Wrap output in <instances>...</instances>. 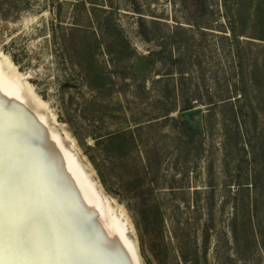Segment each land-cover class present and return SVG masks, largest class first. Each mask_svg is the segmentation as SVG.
Instances as JSON below:
<instances>
[{
  "label": "rangeland",
  "instance_id": "obj_1",
  "mask_svg": "<svg viewBox=\"0 0 264 264\" xmlns=\"http://www.w3.org/2000/svg\"><path fill=\"white\" fill-rule=\"evenodd\" d=\"M0 58L139 264H264V0H0Z\"/></svg>",
  "mask_w": 264,
  "mask_h": 264
},
{
  "label": "bare ground",
  "instance_id": "obj_2",
  "mask_svg": "<svg viewBox=\"0 0 264 264\" xmlns=\"http://www.w3.org/2000/svg\"><path fill=\"white\" fill-rule=\"evenodd\" d=\"M30 99L0 58V264H139L125 223Z\"/></svg>",
  "mask_w": 264,
  "mask_h": 264
},
{
  "label": "water",
  "instance_id": "obj_3",
  "mask_svg": "<svg viewBox=\"0 0 264 264\" xmlns=\"http://www.w3.org/2000/svg\"><path fill=\"white\" fill-rule=\"evenodd\" d=\"M201 112L200 108H191L181 113L182 117L192 119L194 115H198Z\"/></svg>",
  "mask_w": 264,
  "mask_h": 264
},
{
  "label": "flooded vegetation",
  "instance_id": "obj_4",
  "mask_svg": "<svg viewBox=\"0 0 264 264\" xmlns=\"http://www.w3.org/2000/svg\"><path fill=\"white\" fill-rule=\"evenodd\" d=\"M138 258V257H137ZM139 262V261H138Z\"/></svg>",
  "mask_w": 264,
  "mask_h": 264
}]
</instances>
